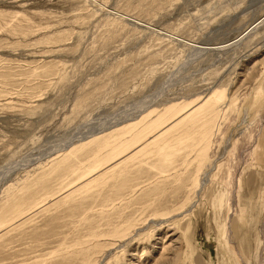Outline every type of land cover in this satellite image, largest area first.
<instances>
[{"label":"rangeland","instance_id":"1","mask_svg":"<svg viewBox=\"0 0 264 264\" xmlns=\"http://www.w3.org/2000/svg\"><path fill=\"white\" fill-rule=\"evenodd\" d=\"M263 14L264 0H0V210L60 204L1 239L0 264H54L60 245L125 218L110 264H264V23L222 50L184 41L212 48ZM213 92L226 97L196 194L193 163L162 172L142 156L62 202L76 168L55 169L62 154Z\"/></svg>","mask_w":264,"mask_h":264},{"label":"bare ground","instance_id":"2","mask_svg":"<svg viewBox=\"0 0 264 264\" xmlns=\"http://www.w3.org/2000/svg\"><path fill=\"white\" fill-rule=\"evenodd\" d=\"M263 17L264 14L254 20L247 29L236 36V39L222 42V44L212 48L208 45L207 47L206 45H199L193 40L184 41L191 48H197L195 49L197 51L222 50L240 42L241 39L247 36L246 34H250L252 30L262 25L264 19H262L263 21L258 20ZM132 21H136L139 26L143 25L148 28L149 24H141L136 19ZM159 33L175 40H183L181 37H176L165 31ZM225 97L224 94L213 92L202 104L197 105L194 109L188 108L186 111L182 106L171 105L161 110L159 116L154 119L149 117L151 111L148 115L141 117L144 118L142 119L144 120L143 124L140 121L136 124L122 126L120 129L106 134L103 140L104 145H101L99 138H93L65 152L60 159L55 161L54 168L58 166L63 168L67 164L74 165L76 168L71 169L70 172L74 174L71 175L73 185L62 192L64 195L60 199L65 204L74 201L73 197L75 195L81 191L89 190L96 180L104 179L109 173L114 172L115 177L124 176L128 172L126 165L135 159L142 158V156L154 157V163L152 162L150 168L156 167L162 172L166 171L164 169L172 168L179 161L187 164L193 163L198 175L193 180V184H195L193 192L196 194L198 192L199 173L203 171L201 172L203 175L208 174L205 167L209 166L211 149L214 143L213 136L217 127L216 121L222 111L221 107L224 104ZM138 123L141 124L140 128L137 127L135 132L129 134V137L116 138V136H122L124 132H131V128L137 126ZM89 147L92 148L91 154L93 156L91 155L92 159L85 165L80 163L78 157L85 148ZM104 148H107V150ZM65 180H68V178ZM44 191L50 192L51 190L44 189ZM56 202L55 197L51 196L50 199H43L42 202L36 205L29 202V207L18 208L17 206L14 211L7 214L0 210V240L8 236L9 232H14V230L23 227V224L32 220L30 218L38 211L48 212V210H52L53 206L59 204H55ZM186 210L184 207H180L176 214L183 215ZM135 225L133 219L125 218V221L120 223L111 222L107 224L105 229L89 230V233L82 239L74 240L68 247L60 245L61 247L55 251L54 259L57 262L54 264H68V261H66L68 259L77 262L76 264H110V261L106 259L112 257L113 254L116 255V249L120 250L121 253L119 254L126 252V238L133 233ZM124 241L126 242L124 243ZM98 257H100V260H98Z\"/></svg>","mask_w":264,"mask_h":264}]
</instances>
